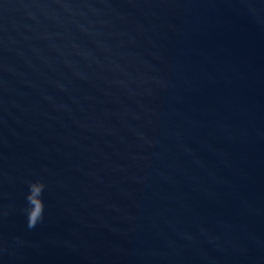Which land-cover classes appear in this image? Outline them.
I'll return each mask as SVG.
<instances>
[{"label":"water","instance_id":"95a60500","mask_svg":"<svg viewBox=\"0 0 264 264\" xmlns=\"http://www.w3.org/2000/svg\"><path fill=\"white\" fill-rule=\"evenodd\" d=\"M0 264H264V0H0Z\"/></svg>","mask_w":264,"mask_h":264}]
</instances>
